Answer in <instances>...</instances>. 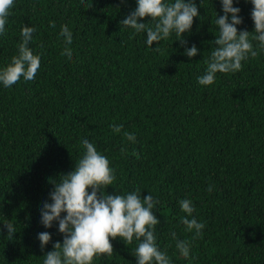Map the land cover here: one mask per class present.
<instances>
[{"label": "trees", "instance_id": "obj_1", "mask_svg": "<svg viewBox=\"0 0 264 264\" xmlns=\"http://www.w3.org/2000/svg\"><path fill=\"white\" fill-rule=\"evenodd\" d=\"M194 2L199 16L182 37L199 51L189 59L175 32L149 47L145 32L121 30L136 0H14L0 35V69L19 54L23 26L36 29L28 46L40 67L31 81L0 83V264H43L62 242L58 223L45 228L40 212L51 202L49 178L74 169L86 151L83 139L115 170L109 194L139 189L141 198L159 201L154 235L170 264H264V51L242 61L240 71L200 85L223 11L220 0ZM233 6L241 9L238 31L253 32L250 0ZM66 47L71 59L61 54ZM182 199L192 202V216L181 210ZM186 216L205 225L200 236L186 229ZM45 231L52 241L42 250L37 235ZM177 240L189 242L187 258ZM111 242L114 254L92 264H136L135 237L128 245Z\"/></svg>", "mask_w": 264, "mask_h": 264}, {"label": "clouds", "instance_id": "obj_2", "mask_svg": "<svg viewBox=\"0 0 264 264\" xmlns=\"http://www.w3.org/2000/svg\"><path fill=\"white\" fill-rule=\"evenodd\" d=\"M220 2L223 15L216 13L215 25L219 32L213 40L216 47L205 61L207 66L204 74L197 78L198 83L204 86L212 85L217 73L240 71L242 61L249 57L255 58L259 51H264V0H250L253 5V32L238 31L237 25L242 24L243 20L239 15L241 9L233 6V0ZM13 3L14 0H0V35L5 33L6 19ZM136 3L135 10L120 21L121 30L131 28L135 33L145 32L149 47H152L153 42L158 45L161 40L168 39L172 32L177 37L191 32L194 18L199 16L194 0H174L171 3L165 0H136ZM146 17H150L148 22H140ZM51 26L54 28L55 22ZM35 31L34 27L21 28V42L17 46L19 54L0 69V83L5 87L13 86L21 77L26 81L35 78L40 67V56L34 55L28 46ZM60 35L65 38L67 45L72 44V33L67 25L61 26ZM177 40L185 49L183 54L189 59L198 54L195 44L189 48L183 37ZM253 41L257 42L255 47ZM153 50L161 52L158 46ZM61 54L72 58V51L68 47ZM111 127L114 133H119L123 125L114 124ZM125 136L129 141L136 140L132 133H125ZM81 144L86 151L75 161L74 169L67 174H59L58 180L49 178V183L53 185L49 193L51 202L43 203L41 224L51 228L53 222H57L63 240L52 244L53 250L44 255L43 264H92L99 255L114 254L112 240L120 238L128 245L134 237L138 241L133 253L136 264H170L167 254L159 250L154 235L155 226L160 220L154 215L153 209L159 201L154 200L151 194L141 198L139 189L123 195L115 192L109 194L107 188L116 179L109 159L100 154L88 139H83ZM124 151L121 148V153ZM207 190L212 192L213 186L210 185ZM179 206L187 216H192L194 207L190 200H180ZM187 216L182 218V223L189 232L195 230V236H200L205 225L197 222L195 217L188 219ZM3 226L8 236L16 233L12 223L6 222ZM171 236L176 239L175 232H171ZM37 238L42 250L52 241L51 233L47 231L38 233ZM176 248L184 257L189 256L190 244L187 240H177Z\"/></svg>", "mask_w": 264, "mask_h": 264}]
</instances>
